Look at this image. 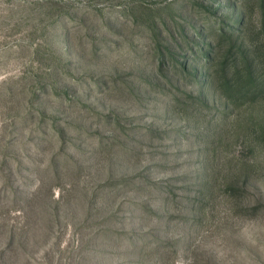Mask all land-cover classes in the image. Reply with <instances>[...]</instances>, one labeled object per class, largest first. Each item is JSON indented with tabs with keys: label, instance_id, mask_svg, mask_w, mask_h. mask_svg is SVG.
Wrapping results in <instances>:
<instances>
[{
	"label": "rangeland",
	"instance_id": "1",
	"mask_svg": "<svg viewBox=\"0 0 264 264\" xmlns=\"http://www.w3.org/2000/svg\"><path fill=\"white\" fill-rule=\"evenodd\" d=\"M253 42L264 0H0V264H264Z\"/></svg>",
	"mask_w": 264,
	"mask_h": 264
},
{
	"label": "trees",
	"instance_id": "2",
	"mask_svg": "<svg viewBox=\"0 0 264 264\" xmlns=\"http://www.w3.org/2000/svg\"><path fill=\"white\" fill-rule=\"evenodd\" d=\"M223 25L219 28L221 33L223 31ZM264 46L262 44L254 43L253 47L252 43L249 45V48H242L241 58L237 60L233 59L231 63H227V58L224 60V72L226 67H231L233 71L232 76H229L227 73H224L223 77V93L227 97L228 101H234L238 98V96H244L245 98L255 97V95H259L264 92V69L260 72L256 71L257 65L254 62L256 59L255 55L257 52ZM211 49H209L210 51ZM205 55V66L209 69V58L208 53ZM264 54V52H263ZM264 59V56H262ZM264 68V67H263ZM209 72V70H208ZM210 76V75H209Z\"/></svg>",
	"mask_w": 264,
	"mask_h": 264
}]
</instances>
